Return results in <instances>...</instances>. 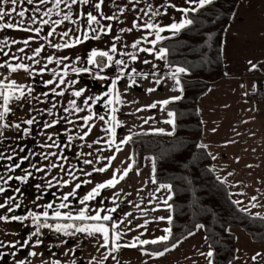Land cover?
<instances>
[{
  "label": "snow or ice",
  "instance_id": "snow-or-ice-1",
  "mask_svg": "<svg viewBox=\"0 0 264 264\" xmlns=\"http://www.w3.org/2000/svg\"><path fill=\"white\" fill-rule=\"evenodd\" d=\"M215 0H184V5L178 6L173 3L172 0H164V3L159 5H153L149 0H127V3H121L120 0H111L110 4H106V0H0V33L6 30H15L25 33H34L35 35H29L27 38L22 40L9 39L8 36H4L0 39V55L7 57L0 61V69H5L8 73L7 76L0 78V146L3 145L7 139L5 136V129L14 128L18 132L22 133L19 139L29 137L32 135V126L37 125L40 121L36 116L31 115L34 110V106L28 109L29 118L20 120L19 122H13L9 119L10 116L15 115L14 109L22 107L24 103L32 105V101L36 100L40 103L45 102L48 98L49 93L52 94L53 102L51 107L43 109V113H47L48 116H54L53 109L57 107L58 101L56 97H63L66 90H71V95L75 98H81L85 89H75V84L78 83L74 79H66L69 76V72L80 74V73H95V78L100 80H110L108 90L103 93V103L108 108L107 119L103 114H97L92 110V105L101 101L102 97L89 96L85 97L82 101L83 106L78 105L77 99H69L67 101V107L63 109L64 113L68 116L61 117V120L66 121L68 124L75 125V120L69 119V116L82 113L87 111V115L78 116L77 119L83 123L75 125L81 129H86L81 134L77 132L75 135L68 134L66 147H71L72 142L75 140L82 141L81 148L92 149L89 152L81 151L78 153L81 157L93 156V152H102L103 148H94V145H100L102 142L107 145L109 149L115 146V152L122 151V146L133 142V137L136 135H143L147 133H135L130 130V133L117 142V129L123 127V121L117 116L120 111V105L135 103V101H128L124 99L123 93H127L133 86H139L138 77L141 80H148L151 77L156 86L162 85L165 81L170 80L172 82V91H178L180 95L170 96L168 98L155 101L142 108H137V112L145 111L146 109L159 108L161 112L167 113V118L161 123L171 126L170 131H166L164 128H152L149 131L153 134L168 135L172 136L176 132L177 128V113L169 110L168 106L176 101L182 100L183 93L185 91L182 84V75L188 73L186 67L179 66L169 61L170 49L167 46L162 45V42L172 37L178 36L182 30L187 29L193 25L196 17L189 18V14H195L201 12L206 6L213 5ZM143 4L141 7L140 5ZM108 7L111 14H105L104 8ZM86 8L94 9L85 10ZM169 9H173L175 12L181 13L182 17L177 21L173 18L169 24L162 25L158 18L161 16H168ZM135 13V18L132 20L131 27L120 28V33H131L134 30L141 31L144 33L139 38L135 39L130 45L123 42L121 35H115L112 37V42L107 50L93 48L90 50L87 58V67H77V63L81 61L79 56L76 57L71 63H66L69 60L67 56H56L54 54L48 55L45 63L39 69L33 68L32 65H41V53L45 51V45L40 44L38 47L31 49L30 42L35 41L37 38L43 39L47 42V46L56 50L71 49L77 45H81L89 40L99 41L104 36H108L113 32V21L122 23L121 16L126 13ZM95 13V14H94ZM53 17H56L55 19ZM107 21L108 23H105ZM70 24L72 27H66L62 31H57L63 25ZM50 30L46 32V35L41 36L40 34L45 31V27ZM170 33V35H163V33ZM59 37L61 42L54 43L50 37ZM149 37H152L149 39ZM211 39V36H209ZM23 44V47L16 48L15 52L24 54L23 56L12 53V46ZM120 44L118 49L117 45ZM149 45L147 47L142 46ZM127 48H131L133 51H127ZM26 49L31 50V55H27ZM140 53H147L154 57V60L143 59L142 63L151 66V71H138L136 67H130L131 62L141 60ZM119 57V58H118ZM126 57L127 59H125ZM28 60L31 63H25L24 60ZM162 61L163 66L167 69V72H162L160 66L154 61ZM12 61H16L13 63ZM55 64L56 67L49 68V65ZM250 70H256L257 65L249 61ZM62 65V67H60ZM115 69L116 75L108 77L102 75L106 69ZM23 71L29 76L42 75L43 73L50 72L52 78L48 80H42L41 82L45 86H52L47 92L41 95L45 100H41L39 96H33L34 88L32 85H24L12 79L11 76L14 73ZM127 80V85L123 89L118 87L121 81ZM148 93H154L157 91V87H148L146 89ZM154 117H148L144 119V123H149ZM61 120L52 119L50 121L45 120L43 127L39 131L40 136H46L47 140L52 143L41 144V148H61L58 140L54 139L55 133L48 134L44 129L54 128L56 125L61 123ZM94 120L103 122L102 131L108 139L103 137L93 140L92 143L86 142L93 128L97 127ZM26 125V127H22ZM66 133L70 132V129L65 128ZM215 131V129H213ZM200 148H206L207 145L200 144ZM18 148V150H17ZM25 152V147L17 146L12 147L10 150L4 149L0 151V210H5V214H0V222L10 223L19 222L21 225L26 221H30L31 226L34 230L21 242L20 240L4 241L0 240V261H3L5 257H12L13 264H31L30 257L42 256V253H38L35 249L44 244L42 237L44 236L43 229L54 231L55 233L62 234L66 237H75L77 234H83L86 238H92L96 240L97 251L104 249L100 260L93 257L89 261V264H104L111 258L115 264H121L120 259L116 254L120 253L122 249H138L142 255H147L150 258L164 257L166 253L176 249L182 243L180 238H175L174 229V197L176 193L174 186L171 183H162L157 180V160L155 157H147L151 163L150 177L151 184L156 185L153 191L149 192L150 199L149 204L154 206L151 208V212H156L161 209L163 205L164 209L169 212L167 216L161 215L153 217L154 221L165 222L166 227L162 229L163 234L152 239H141L144 232L148 231V225L152 221L145 219L143 224H137L135 227L143 229L139 235L134 236L130 241L122 243L123 237L127 232L133 231L132 228H127V231L121 229V225H131L132 220L128 217L132 216V213H125L124 218L114 217V213L118 212L120 204L117 200L120 199V192H114L111 196L112 207L104 206L103 200L100 205L95 209H92L89 202L96 201L98 197H101L102 190L115 189L121 181H124L130 174L135 171L136 175H140V169L137 164V160L134 155H129L128 159L131 161L127 167L120 169L117 168L113 171L111 178L104 182L96 183L82 198L79 199V204L82 206L75 211L70 209V198H75L78 195V190L82 185L91 184V179H80L74 171H70L65 168L64 163H55L51 160L55 157L56 160L67 161V157L63 155V148L61 151L53 152H30L29 154L21 155ZM39 155L42 160L48 161L47 164H41L39 162L32 163L31 158ZM215 159V157H212ZM116 159V155L113 154L109 157L97 155L94 159L84 158L82 159L83 165H94L99 163L101 160H107V163L101 167H93L92 171H85L83 168L80 172L86 176L91 177L93 172L104 173L111 166L112 161ZM239 158H237L238 160ZM25 161H28V167H22ZM6 162V163H5ZM74 167V166H70ZM249 167H251L249 165ZM58 169L57 175H52V170ZM17 170H20L23 174H15ZM64 173L67 179L59 178V173ZM35 173H43V176L39 177L42 183L35 184L37 190L43 191L47 188H53L59 186L64 188L72 185L71 190L62 193L60 196V202L56 205L49 202L46 205H40L37 201L40 197H36L32 203L36 207H42L45 210L42 212H36L31 209L24 215L12 214L17 209H20L23 204L22 197L24 193L20 187H15L11 184L12 181H17L20 184L28 185L30 178L36 179ZM231 175V173H229ZM47 179V183L43 181ZM55 182V184L53 183ZM148 181H145L147 184ZM13 191L19 194L17 195L8 194ZM123 191V190H121ZM140 191H143L141 189ZM165 193V195H157L158 193ZM253 201L252 207H256L257 197L251 198ZM143 202V200L141 201ZM234 204L240 205L241 201H233ZM144 216L149 215V210L140 208V205H135ZM62 209H68V211L62 212ZM49 210H52L51 215ZM243 212H249L248 208L241 209ZM259 217V213L255 214ZM54 221L50 223L49 221ZM78 222V223H77ZM205 228L204 224L195 225L197 231ZM230 232V229H226ZM7 235V233H5ZM196 232L189 230L184 236V239L194 236ZM207 239V237H205ZM67 241L62 240L61 244H66ZM146 245H161L162 250L149 251L144 246ZM59 246V245H57ZM79 245H77V248ZM28 248V256L24 259H15L20 249ZM5 249H12L8 252ZM74 248H70L64 255L69 253H75ZM200 256L204 257L206 264H215L216 251L212 246H209L208 251L200 252ZM252 261L264 260V253L256 252L251 257ZM41 264H62V261L58 258L50 259L48 261H41ZM71 264H77V261L73 259ZM144 264H148L144 261ZM231 264V261L229 262Z\"/></svg>",
  "mask_w": 264,
  "mask_h": 264
},
{
  "label": "crops",
  "instance_id": "crops-1",
  "mask_svg": "<svg viewBox=\"0 0 264 264\" xmlns=\"http://www.w3.org/2000/svg\"><path fill=\"white\" fill-rule=\"evenodd\" d=\"M111 0H106V4H110ZM121 3H127V0H120ZM153 5H159L164 3V0H149ZM178 6L184 5V0H172ZM141 7L143 4L140 5ZM87 10L94 9L86 8ZM105 14H111L108 7L104 8ZM95 14V13H94ZM182 14L175 12L173 9H169L168 16H161L158 18L159 22L169 24L173 18L177 21L181 19ZM54 19L56 17H53ZM135 18V13H126L121 16L122 23H113V32L108 36L102 37L99 41L89 40L81 45H77L75 48L56 50L47 46V42L43 39L37 38L35 41L30 42L31 49L38 47L40 44L45 45V51L41 53V65H32L37 70L39 67L46 62L42 58H46L48 55L56 56H67L69 60L66 63H71L76 59L77 56L81 58V61L77 63V67H87L86 58L91 49H102L107 50L112 42V37L115 35H121L123 42L130 45L135 39L139 38L142 33L141 31L134 30L131 33H120V28L131 27L132 20ZM105 23H108L105 21ZM66 27H72L70 24H66L58 28V32L64 30ZM50 30L47 26L45 31L40 35H46V32ZM8 36L9 39L22 40L27 38L29 35H35L34 33H25L15 30H6L0 33V39L4 36ZM163 35H170V33H163ZM152 37H149L151 39ZM54 43L61 42L59 37H50ZM142 46H149L144 45ZM18 47H23V44L12 46V53L23 56L24 54L16 53L15 50ZM118 49L120 44L117 45ZM127 51H133L131 48H127ZM27 55H31V50L26 49ZM141 60L131 62L130 67H136L138 71H151L150 65L142 63L143 59L154 60V57L147 53H140ZM119 58V57H118ZM127 59L126 57H124ZM221 58L225 74L214 80L209 88L197 99V108L202 122V131L199 137V143L207 145L205 148L211 158V167L215 173L228 185L230 193L234 200H240L241 208H248L250 213L264 216V0H238L231 16L223 30L221 40ZM7 59L0 55V61ZM251 61L258 67L256 70H250ZM15 63L16 61H12ZM25 63H31L28 60H24ZM160 66L162 72H167L164 68L162 61H154ZM56 67L55 64L49 65V68ZM62 67V65L60 66ZM8 73L5 69H0V78L7 76ZM102 75L113 77L116 75L115 69H106ZM12 79L17 80L18 83L24 85H32L34 88L33 96H39L41 100L45 98L41 95L47 92L52 86H45L41 81L52 78L50 72H45L42 75L29 76L27 73L20 71L14 73L11 76ZM66 79L77 80L75 89L84 88L85 93L81 98H75L71 95V90H66L63 97H56L57 107L53 109L54 116H48L47 113L41 115L43 109L51 107L53 102L52 94L49 93L48 98L45 102L40 103L36 100L32 101V105L24 103L22 107L14 109L15 115L10 116L9 119L13 122H19L20 120L29 118L28 109L34 106V110L31 115L37 117L40 121L39 124L32 126V135L19 139L22 133L18 132L14 128L5 129V136L7 139L3 145L0 146V151L4 149L10 150L12 147L22 146L25 147V152L21 155L29 154L30 152H60L63 148V155L67 157V161L56 160L52 157L51 160L55 163H64L65 168L70 171H74L80 179H91L92 183L82 185L78 190V195L75 198H70V209L75 211L82 207L79 204V199L83 197L96 183H101L111 178L112 173L115 169H123L131 162L128 157L131 154L130 143L122 146V151L115 152V146L109 149L103 142L100 145H94V148H103L102 152H93V156L81 157L78 155L81 151L89 152L92 149L81 148L80 145L84 142L75 140L72 142L71 147H66L68 144L67 135H75L77 132L81 134L86 129H81L75 125H80L83 122L77 119L78 116L87 115V111L69 116V119L75 120V125L68 124L66 121L61 120V117L68 116L67 113L63 112V109L67 107V101L69 99H77V103L83 106L82 101L85 97L100 95L102 100L92 105V110L97 114L105 115L107 119L108 108L103 103V93L108 90L110 80H100L95 78V73H72L69 72V76ZM139 86H133L128 90L127 93H123V89L127 85V80L121 81L118 87L121 89L124 99L128 101H135V103H128L120 105V111L117 116L123 121V127L117 129V142L119 139L133 131H149L152 128H164L166 131L171 130V126L161 123V121L167 118L166 112H161L159 108L146 109L145 111L137 112V108H142L155 101L168 98L170 96L179 95L178 91H172V82L170 80L165 81L162 85L156 86L151 77L148 80H141L139 77ZM262 82V99L255 102L252 98V92L256 89L258 80ZM148 87H157V91L154 93H148L146 89ZM252 96V97H251ZM148 117H154L149 123L145 124L144 119ZM52 119L61 120V123L56 125L54 128L44 129L48 134L55 133L54 139L58 140L61 148H41L40 145L44 143H52L47 140L46 136H40L38 133L43 127L45 120L50 121ZM93 123L97 127L93 128L92 133L86 137L87 143H92L93 140L103 137L105 140L108 139L102 131L103 122L94 120ZM26 127V125H22ZM70 129L69 133H66L64 129ZM215 129V131H213ZM18 150V148H17ZM115 154L116 159L112 161V166L104 173L93 172L91 177L84 176L80 169L83 168L85 171H92L93 167H101L107 163V160H101L99 163L94 165H83L82 159H94L95 156L100 155L109 157ZM147 157H152L151 154H145L142 160V164L139 166L140 175L137 176L135 171L130 172L129 176L121 181L115 189L102 190L101 197H98L96 201L89 202L92 209H95L100 205L103 200L104 206L112 207L111 196L114 192H120V199L117 200L121 206L117 213H114V217L123 219L125 213H132V216L128 219L132 220L131 225H121V229L127 231V228H132L133 231L127 232L123 237L122 243L130 241L134 236L139 235L143 232V229L136 228L137 224H143L145 219L152 221L149 223L148 231L144 232L141 239H152L159 235H162V229L166 227L165 222H157L153 220V217L167 216L169 214L161 205V209L156 212H151L153 204H149L148 200L149 192L153 191L156 185L151 184L150 169L151 163ZM212 157H215L213 159ZM237 158H239L237 160ZM32 163L47 164L48 161L42 160L39 155L31 158ZM6 163V162H5ZM29 162L25 161L22 167L27 168ZM249 165L251 167H249ZM74 166V167H70ZM3 170L0 169V172ZM58 169L52 170V175H57ZM231 173V175H229ZM15 174H23L20 170H17ZM43 176V173H35L36 179L30 178L28 185L20 184L17 181H12L11 184L15 187H20L24 193L23 204L20 209H17L12 214L24 215L27 214L29 209L42 212L45 209L42 207H36L32 201L36 197H40L37 201L40 205H46L51 202L54 205L60 202V196L62 193H66L71 190L72 185L60 188L55 186L53 188H47L43 191L37 190L35 184L42 183L39 177ZM46 178L43 183H47ZM59 178L67 179L68 177L64 173H59ZM145 181H148L145 184ZM55 184V182H53ZM166 183V182H162ZM143 189V191H140ZM123 190V191H121ZM8 194L17 195L19 194L10 191ZM159 195H165V193H158ZM257 197L256 207H252L253 201L251 198ZM0 197V202H2ZM143 200V202H141ZM139 204L140 208L149 210V215L144 216L140 210L135 207ZM62 212L68 211V209H62ZM50 215L52 210H49ZM0 214H5V210H0ZM54 223V221H49ZM78 223V222H77ZM201 224V223H198ZM234 234V254L233 257L228 261L231 264H264V260L252 261L251 257L256 252L264 253V241L253 240L250 236L239 226L229 225L228 227ZM34 230L31 226L30 221L24 222L21 225L19 222H0V240L14 241L20 240L23 242L25 238ZM44 236V244L36 248L38 253H42V256L30 257L31 264H41V261H48L50 259H60L62 264H71V261L75 259L77 264H89V261L93 257L100 260L104 249L97 251V243L95 239L86 238L83 234H77L75 237H66L62 234L49 231L48 229L42 230ZM192 231L196 232L194 236L184 239L183 235L180 237L182 243L178 248L166 253L164 257L150 258L147 255H142L138 249H122L120 253L116 254L121 261V264H144L147 261L148 264H206L204 257L200 256V252H206L209 249V242L205 239L206 235L204 229L197 231L195 227ZM7 233V235L5 234ZM67 241L66 244H61V241ZM59 245V246H57ZM77 245L79 247L77 248ZM74 248L75 253H69L64 255L68 249ZM147 248V247H145ZM149 251H157L147 248ZM30 249L23 248L17 253L15 259H24L28 256ZM162 250V249H158ZM5 251H12V249H5ZM0 264H13V258L8 256L5 257ZM104 264H115L114 261L109 258Z\"/></svg>",
  "mask_w": 264,
  "mask_h": 264
},
{
  "label": "trees",
  "instance_id": "trees-1",
  "mask_svg": "<svg viewBox=\"0 0 264 264\" xmlns=\"http://www.w3.org/2000/svg\"><path fill=\"white\" fill-rule=\"evenodd\" d=\"M238 0H215L199 13L181 33L162 42L170 49L169 61L188 69L182 75L183 99L168 106L177 113V128L172 136L147 133L133 137L131 154L142 164L145 154L157 160V180L174 186V233L180 238L198 223L204 224L207 240L216 251L215 264H227L234 254V234L229 225L242 228L253 240L264 241V216L243 212L233 203L228 185L211 167V158L198 145L202 122L197 99L217 78L225 74L221 58L223 30ZM211 36V39H209ZM256 103L262 99L259 79L251 93ZM180 95V94H179ZM162 249L161 245H146Z\"/></svg>",
  "mask_w": 264,
  "mask_h": 264
},
{
  "label": "rangeland",
  "instance_id": "rangeland-1",
  "mask_svg": "<svg viewBox=\"0 0 264 264\" xmlns=\"http://www.w3.org/2000/svg\"><path fill=\"white\" fill-rule=\"evenodd\" d=\"M252 97V96H251ZM254 99V97H252Z\"/></svg>",
  "mask_w": 264,
  "mask_h": 264
}]
</instances>
